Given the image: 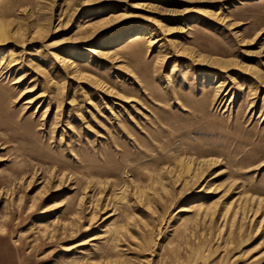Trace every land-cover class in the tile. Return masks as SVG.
<instances>
[{"label":"rangeland","instance_id":"1","mask_svg":"<svg viewBox=\"0 0 264 264\" xmlns=\"http://www.w3.org/2000/svg\"><path fill=\"white\" fill-rule=\"evenodd\" d=\"M0 41V264H264V0H0Z\"/></svg>","mask_w":264,"mask_h":264},{"label":"bare ground","instance_id":"2","mask_svg":"<svg viewBox=\"0 0 264 264\" xmlns=\"http://www.w3.org/2000/svg\"><path fill=\"white\" fill-rule=\"evenodd\" d=\"M0 42H1V41H0ZM10 62H11V61H10ZM13 63H14V62L8 63L7 66L15 65V64H13ZM12 67H13V66H12ZM229 208H230V206L227 207L226 212L229 210ZM237 211H238V210L236 209V211H235V213H234L235 216H237V213H238V215H240V214H239V211H238V212H237Z\"/></svg>","mask_w":264,"mask_h":264}]
</instances>
